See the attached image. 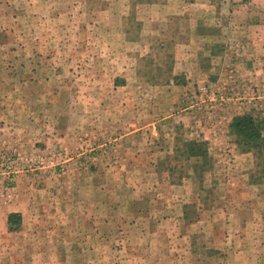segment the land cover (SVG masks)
<instances>
[{"label": "rangeland", "instance_id": "rangeland-1", "mask_svg": "<svg viewBox=\"0 0 264 264\" xmlns=\"http://www.w3.org/2000/svg\"><path fill=\"white\" fill-rule=\"evenodd\" d=\"M151 2L0 0L3 108L17 93L37 118L1 131L0 203L29 213L0 215V264H264V128L253 146L230 127L264 122V71L175 72L177 19L150 22Z\"/></svg>", "mask_w": 264, "mask_h": 264}, {"label": "crops", "instance_id": "crops-1", "mask_svg": "<svg viewBox=\"0 0 264 264\" xmlns=\"http://www.w3.org/2000/svg\"><path fill=\"white\" fill-rule=\"evenodd\" d=\"M108 5V8H110L112 2ZM140 6L151 12L150 22L167 20L171 16H175L177 19V25L179 26L175 28L172 37L169 38L173 39L172 57L175 59V72L180 71L190 75L193 73H206L212 71V68L214 70L217 67L222 68L223 65H228L229 69L233 65L240 69L245 68L244 70L250 73L258 72L257 68L259 67L264 71V47L261 46L262 50L253 47V43L257 44L260 40L264 44V33L257 32L261 30V27H264V0H152L151 3H142ZM124 7L126 8L127 5H124ZM182 17L187 21L184 27L181 23ZM148 19H146V22ZM108 21L109 24L112 23V18L109 17ZM213 26L220 29L219 36L214 33L215 30L211 31L210 27ZM232 29H235L236 35L231 32ZM242 31L247 33L241 34ZM152 32L158 33V30H152ZM165 32L167 31L165 30ZM161 34L162 31H159V35ZM232 41H238V44L245 42L247 49L244 51L239 48L231 49L229 44ZM251 41L253 43H250ZM216 42L221 43L218 45ZM218 46L219 51H217ZM216 57H219L220 61L215 63L213 60ZM234 70L237 69L231 67L230 71ZM190 75H187V83H190ZM116 81L111 84L114 91L121 88L126 89L129 86V82L120 81L117 84ZM0 84L2 83L0 82ZM27 85H31L33 89L36 88L34 83ZM14 95H17V93L12 94V98L16 99V102L15 104L12 103L9 108H3L4 102L0 97V135L2 134L1 131L6 130L9 132L13 129V132H15L19 130L16 127L17 123L13 121L20 117L17 111H23L28 125L26 127L27 132L23 133V136L31 138L30 135H33L34 132L33 124L37 120L36 103L31 101L34 106L32 108L31 106H25L27 103L25 105L20 104V99L15 98ZM110 99L114 103L113 96ZM123 101L125 102L126 98ZM28 102L30 103V101ZM124 106L127 108L129 106L128 102ZM20 107H22V110L19 109ZM142 112L144 113L140 110V117ZM5 120L9 122L7 123ZM125 135L127 133H124L123 136ZM24 200H28V195L22 196L18 193L11 202L0 203L2 227L6 226L7 216L10 213L19 212L23 216L25 213H29L26 206L28 204Z\"/></svg>", "mask_w": 264, "mask_h": 264}, {"label": "trees", "instance_id": "trees-1", "mask_svg": "<svg viewBox=\"0 0 264 264\" xmlns=\"http://www.w3.org/2000/svg\"><path fill=\"white\" fill-rule=\"evenodd\" d=\"M231 130L236 134L239 139L244 142V145H256L259 141H262L264 122L261 119L255 118L252 114L245 113L242 115H237L233 118L230 124ZM201 144L196 141H191L185 143L186 151L197 157H205L206 153ZM264 163V160H263ZM20 214L11 213L8 217V224L11 230H16L20 226Z\"/></svg>", "mask_w": 264, "mask_h": 264}]
</instances>
